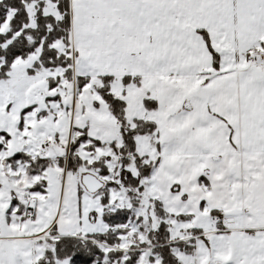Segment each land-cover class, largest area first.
<instances>
[{"label":"snow or ice","instance_id":"1","mask_svg":"<svg viewBox=\"0 0 264 264\" xmlns=\"http://www.w3.org/2000/svg\"><path fill=\"white\" fill-rule=\"evenodd\" d=\"M0 264H264V0H0Z\"/></svg>","mask_w":264,"mask_h":264}]
</instances>
